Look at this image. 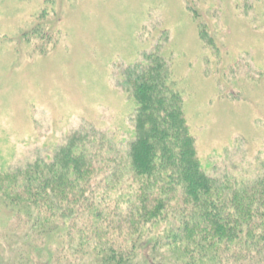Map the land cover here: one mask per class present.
Masks as SVG:
<instances>
[{
	"label": "rangeland",
	"instance_id": "374dc122",
	"mask_svg": "<svg viewBox=\"0 0 264 264\" xmlns=\"http://www.w3.org/2000/svg\"><path fill=\"white\" fill-rule=\"evenodd\" d=\"M193 14L213 45L200 39ZM152 53L182 92L207 175L262 177L264 0H0V169L50 160L75 133L107 156L113 144L126 150L133 104L124 73ZM10 217L0 204V264H102L95 241L69 230L42 256L33 246L19 252L26 236L11 246L2 239ZM107 232L114 243L138 240L115 221ZM150 239L129 264H172Z\"/></svg>",
	"mask_w": 264,
	"mask_h": 264
},
{
	"label": "trees",
	"instance_id": "16d2710c",
	"mask_svg": "<svg viewBox=\"0 0 264 264\" xmlns=\"http://www.w3.org/2000/svg\"><path fill=\"white\" fill-rule=\"evenodd\" d=\"M193 15L200 39L213 45ZM124 77L133 104L126 150L112 143L107 156L75 133L50 160L0 169V204L11 216L5 244L26 236L19 252L29 255L33 246L42 256L52 236L69 230L95 241L102 264L131 263L145 238L154 253L168 248L172 264H264V175L250 183L207 175L161 56L150 54ZM114 221L138 240L127 245L116 236L114 243L107 232Z\"/></svg>",
	"mask_w": 264,
	"mask_h": 264
}]
</instances>
